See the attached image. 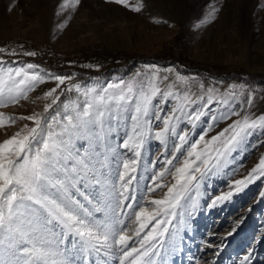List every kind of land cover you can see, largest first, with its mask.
<instances>
[{"label":"rangeland","instance_id":"374dc122","mask_svg":"<svg viewBox=\"0 0 264 264\" xmlns=\"http://www.w3.org/2000/svg\"><path fill=\"white\" fill-rule=\"evenodd\" d=\"M65 2L67 7H60ZM126 3L129 7L109 0H80L79 5L74 0H0V48L7 50L0 52L3 61L0 77L7 79L8 69L23 68L29 75L44 78V82L27 91L26 98L18 103L0 105V142L16 133L26 135L28 129L35 127L33 121L26 119L33 114L51 120L59 112L62 120L64 105L68 104V114L74 115L72 108L74 105L83 108V93L87 89L99 92L108 84L135 80L139 92L154 75L159 78L155 84L164 91L172 85L171 91L180 94L181 99L186 92L193 98H204L186 109L194 112L203 108L204 114L199 120L193 125L184 119L176 129L177 133L188 134L181 153H175L179 161H183L191 144L201 135L208 141L237 119H257L264 115V0H126ZM141 4L140 12L132 10ZM213 7L219 9L214 18L210 15ZM204 20L209 22L202 23ZM61 22L66 24L62 30L57 27ZM12 51L17 54H9ZM24 52L36 54L26 56ZM29 63L37 67L27 69ZM117 69L122 72L104 76ZM68 72L101 77L79 82ZM56 75L70 79L60 85L55 94L59 95V101L45 113V105L53 97L45 98L44 94L57 86L53 78ZM14 78L18 81L23 77ZM76 84L80 85L79 92L75 88L65 90ZM232 85L236 87L233 89ZM210 95L213 103L203 107ZM175 106L178 102L172 98L164 102L157 96L151 101L148 119L153 133L163 127L153 113L162 108L163 116ZM133 108L129 106L126 113H121L118 123L112 121L111 128L107 123L102 129L89 126V130L73 139L81 152L87 148L91 154L96 150L104 153L105 167L97 169L103 181L115 180L117 165L123 159L132 158L131 151L119 145L133 132L130 120ZM97 136L101 137L99 142ZM178 142L171 135L166 145L154 135L146 137L136 175L137 197L144 198L141 204L149 213L157 207L150 201L165 199L168 186L175 183L172 175H166L159 181L165 187L146 193V186L152 183L149 178L163 170L165 160L172 157ZM203 147L201 142L197 151ZM261 159H264V128L257 127L219 168L206 172L192 184L191 198L182 201L184 206L176 210L173 223L178 231L174 240L161 249L157 264H240L245 255H250L249 264H264V196H261L264 175L257 171L258 178L248 182ZM174 166H180L177 160L167 167L174 172ZM235 181L245 183L236 185ZM81 190L92 197L103 191L99 186L90 187L87 182ZM229 192L232 195L228 199L211 206L216 197ZM79 198L86 203L82 196ZM94 215L103 220L106 214L94 211ZM134 220V216L132 220H125L128 235L132 237L129 247H139L135 236L139 224ZM142 222L148 227L140 233L141 237L155 220L149 223L145 217ZM237 224L236 232L228 236ZM89 259L90 264H119L118 259L102 253H93ZM74 264L82 261L77 258Z\"/></svg>","mask_w":264,"mask_h":264},{"label":"snow or ice","instance_id":"6c2138e0","mask_svg":"<svg viewBox=\"0 0 264 264\" xmlns=\"http://www.w3.org/2000/svg\"><path fill=\"white\" fill-rule=\"evenodd\" d=\"M74 2L80 4V0ZM109 2L129 7L126 0ZM60 7H67V3ZM142 7V4L136 5L132 10L140 12ZM217 11L219 9L213 7L210 15L214 18ZM65 26L63 22L57 25L61 30ZM6 51L0 48V52ZM9 54L17 53L12 51ZM35 54L23 53L26 56ZM0 63L3 61L0 60ZM35 67L37 66L31 63L26 65L27 69ZM21 76L23 78L18 81L14 78ZM53 78L57 86L44 94L45 98L53 97L51 103L45 105V113L59 101V95L55 94L60 85L70 79L62 75ZM158 79L154 75L152 81L141 86L139 92L135 80L111 83L99 92L87 89L83 93L84 106L81 109L79 105H74V115L68 114V104L64 105L62 120L59 112L51 120L40 114H33L26 119L33 121L35 127L28 129L26 135L16 133L0 142V264H74L77 258L82 264H90L89 258L93 253L118 259L119 264H157L156 258L160 257L161 249L174 240L178 231L173 223L177 217L176 210L184 206L182 201L186 202L191 198L192 184L202 179L206 172L219 168L222 161L252 130L264 128V115L257 119H237L208 141H205V135H201L199 140L191 144L183 161H179L175 153H181L188 134L177 133L176 129L184 119L193 125L199 120L204 114L203 108L194 112L186 109L204 98H193L186 92L181 99L180 94L171 91L172 85L168 86L169 90L164 91L155 84L154 81ZM42 82L43 77L38 74L29 75L23 68L8 69L7 79L0 77V105L5 102L18 103L21 98H26L27 91ZM235 87L236 85L231 86L233 89ZM72 88L80 91L78 84L65 90L71 91ZM145 88L148 90L145 91ZM232 94L235 95L234 92ZM157 96H161L164 102L172 98L178 102V106L163 116L160 114L162 108L153 113L155 120L162 121L163 124L160 130L153 133L148 117L151 101ZM211 103L213 98L210 95L203 107ZM129 106H134L130 116L133 132L119 147L131 151L132 158L123 159L117 165L115 180L103 181L98 177L97 169L105 167L104 153L96 150L95 154H91L87 148L81 152L73 144V139L89 130V126L102 129L107 123L111 128V122L118 123L120 114L126 113ZM57 127L59 131L55 130ZM147 135H154L156 140L165 145L169 135L176 136L179 141L175 144L172 157L165 160L163 170L155 172L149 178L152 183L146 186V193L165 187L159 181L166 175H172L175 180V183L168 186L165 199L150 201L157 206L152 213L142 206L144 198L137 197L139 180L136 172ZM96 140L99 142L101 137L97 136ZM201 142H204L203 150L197 151ZM173 160H177L180 165L174 166V172L167 167L173 166ZM257 171L264 175V159L252 170L248 182L258 178L255 175ZM86 182L90 187L99 186L103 191L98 196H90L81 190ZM244 183L245 181H235L236 185ZM78 193L86 203L81 202ZM231 195L229 192L216 197L211 206L223 202ZM94 211H104L105 218L97 219ZM133 216V222L139 224L135 230L139 247H129L132 237L128 235L129 226L125 224V220H132ZM145 217L149 223L155 220V224L141 237L140 233L148 227L147 223L142 222ZM238 227L239 224L227 235H233ZM249 262L250 255H245L240 264Z\"/></svg>","mask_w":264,"mask_h":264},{"label":"trees","instance_id":"16d2710c","mask_svg":"<svg viewBox=\"0 0 264 264\" xmlns=\"http://www.w3.org/2000/svg\"><path fill=\"white\" fill-rule=\"evenodd\" d=\"M136 69H137V67H135ZM134 68V69H135ZM122 71L121 70H118L117 69V71H115V72H108V73H106V74H104V76H107V75H110V74H118V73H121ZM77 74H74L73 72H68V75H74V77H75V81H79V82H82V81H84V80H81L80 81V79H94V78H100L101 76H98V75H96V74H93V75H91V76H89V75H87L86 74V76H85V74H81V73H78V72H76Z\"/></svg>","mask_w":264,"mask_h":264}]
</instances>
